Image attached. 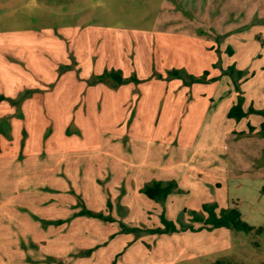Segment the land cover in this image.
<instances>
[{
    "label": "rangeland",
    "instance_id": "1",
    "mask_svg": "<svg viewBox=\"0 0 264 264\" xmlns=\"http://www.w3.org/2000/svg\"><path fill=\"white\" fill-rule=\"evenodd\" d=\"M244 7L248 17L253 16L248 23ZM263 15L264 0H0L2 93L34 79L32 65L42 71L51 67L52 77L45 82L52 87L55 75L69 68H102L103 64H96V60L106 53L123 59L129 53L147 50L146 40L159 38L162 75L158 99L168 107L172 96L165 86L179 85L194 91L187 96L191 101L187 107L173 110L172 118L164 117L167 112L158 108L156 146L158 153L166 156L157 164L164 160V165L172 166V177L180 180L181 186L170 182L177 184L179 192L167 195L163 202L138 204L131 214L121 211L126 223L119 220L117 233L112 235L105 234L110 224L101 229L91 223L97 224L96 219L87 216L69 219L57 228L35 227V238L32 243L28 240L24 251L27 264L32 260L53 264H215L217 260L264 264V234L246 235L223 228L193 232L179 229L190 226L187 212H200L203 204H215L217 210L235 207L244 222L264 226ZM167 21L173 26L177 22L198 27L211 40L194 42L177 33L160 35L152 30ZM209 27L230 34L207 33ZM135 58L134 66L138 68L139 56ZM122 64L129 68L126 62ZM232 66L234 71L228 74ZM137 68L131 67L135 71ZM173 71L179 77H168L167 72ZM236 72L243 75L238 78ZM35 79L43 81L38 74ZM162 90L166 92L162 94ZM225 90L244 94L241 107L245 111L244 103L245 113L249 109L262 113L226 120L221 112L225 98H216V109L208 113V94L215 98ZM20 97H26V90ZM84 136L76 134L65 146L76 147V154L82 155L79 159L88 162L95 144L88 135ZM85 162L78 163V171L67 172L73 181L63 171L64 183L55 189L57 200L49 199L50 194L44 192L47 188L48 192L54 190L52 187L37 188L42 202L39 208L45 211L41 218L54 212L56 218L65 220L70 213L92 205L109 214L118 213L116 199L107 205L113 211L105 208L100 195L91 199L93 184L102 182V187L104 182L97 180L96 172L86 169L89 165ZM162 215L178 231L159 233L164 229ZM129 219H134L135 224H128ZM191 225L195 229L201 226ZM7 248L12 253L16 251L14 247Z\"/></svg>",
    "mask_w": 264,
    "mask_h": 264
},
{
    "label": "crops",
    "instance_id": "2",
    "mask_svg": "<svg viewBox=\"0 0 264 264\" xmlns=\"http://www.w3.org/2000/svg\"><path fill=\"white\" fill-rule=\"evenodd\" d=\"M262 7L261 5L259 9ZM242 10L246 16L245 22L253 20L252 15L248 17L246 7ZM171 23H160L152 30L160 35L162 32L177 33L194 42L209 39L198 27L180 23L177 25V22L173 26ZM208 29L207 33L216 31L218 34H230L224 29ZM161 39L146 40L145 51L148 52L143 50L141 53L139 50V54L129 53L130 56H124L123 59L116 58L110 52L106 53L96 60V64H103L102 68L90 66V69L77 68L76 71L69 68L62 74L55 75L57 79L52 87H48L49 84L45 82L52 77L51 67L46 66L47 69L42 71L32 65L35 78L38 74L44 82L33 76L34 79L23 85H14L11 91L0 92V264H27L28 256L24 251L28 240L32 243L35 238V227L57 228L69 219L78 218L73 215V211L65 220L56 218L54 212L48 218H41L40 215L45 214V211L39 208L42 202H39L37 193L40 185H47L54 190L48 192L47 188L44 190L45 194H50L49 199H56L55 189H60L64 183L63 171L68 176L67 172L78 171L79 162H85L79 159L82 155L76 154V147L69 145L70 148L66 149L65 146L76 134L79 137L88 135L93 140L95 148L91 149L92 158L84 164L89 165L86 169L90 173L96 172L97 180L104 182L102 187V182L93 184L91 199L100 195L106 209H110L107 205L112 204L111 199H116L115 210L118 213L109 214L102 208H93V205L85 207L108 218L96 219L97 224L91 222L101 229L105 224H110V231L105 234H116L119 220L126 223L121 211L131 214V209L138 204L153 203L139 192L144 185L154 181H175L181 186L180 180L172 177V166L164 165V160L157 164L166 156L158 153L156 146L157 124L160 120L158 108L161 112L168 113L164 117L171 116L173 110L179 111V106L181 109L187 107L191 102L187 96L194 91L189 90V87L180 88L179 85L172 88L165 86L172 96L167 102L168 107L164 106L162 99H158L159 76L162 75ZM207 48L211 49L209 46ZM137 56L140 62L138 68L134 66ZM223 59L224 57L220 60ZM123 62L129 68H124ZM225 65L228 66L227 63ZM132 66L137 71L131 69ZM110 71L119 73L123 83L115 85L109 78L98 81L100 75ZM245 71L249 73L248 70ZM254 74L253 72V77ZM25 90L26 97H20V93ZM161 93L164 94L163 90ZM239 95L244 96L242 92L229 93L227 90L215 98L208 94V113L216 109V98H225L221 112L226 118L228 110L235 103L234 98ZM243 109L247 110L244 103ZM252 159L256 161L257 158ZM59 221L63 223L56 224ZM128 224L134 225V219H129ZM7 247H14L16 251L12 253ZM30 263L53 264L35 260Z\"/></svg>",
    "mask_w": 264,
    "mask_h": 264
},
{
    "label": "trees",
    "instance_id": "3",
    "mask_svg": "<svg viewBox=\"0 0 264 264\" xmlns=\"http://www.w3.org/2000/svg\"><path fill=\"white\" fill-rule=\"evenodd\" d=\"M234 71V67H230L227 69L228 74H232ZM231 72V73H230ZM168 75L171 78L179 77V73L176 71L168 72ZM238 78L243 75L242 72H236ZM106 78H109L115 83V85H120L123 83V80L120 78V74L116 71L105 72L103 75H100L97 79L98 81H103ZM237 92V90H236ZM242 96H238L236 99V103L232 105V107L228 110L226 118L227 119H235L240 120L241 118L247 116L248 114H261V111H255L253 109H249L248 113L242 110ZM177 184L175 182H160L154 181L152 183H148L144 185L140 189V193L146 196L149 200L154 202H163L166 199L167 195H170L174 192H179L177 189ZM264 192V188H263ZM217 206L215 204L205 205L203 204L200 208V212H187L189 216V223L190 226H180V230H188V231H196L200 229H204V231H209L213 229H228L235 232H241L242 234L250 235H263L264 234V226H251L248 223L244 222L241 218L240 212L233 208L227 209H216ZM184 213L186 211H183ZM75 217H92L93 219L99 220H108V218L104 217L101 213H93L90 210L82 209L76 214ZM161 222L164 224L163 230H158L159 233H172L178 231V228L172 223L167 221L163 215L161 216ZM62 221L56 222V224H61ZM199 223L201 226L198 228H193L191 224ZM151 233V231H148ZM215 264H238V263H231V262H223L222 260H217Z\"/></svg>",
    "mask_w": 264,
    "mask_h": 264
}]
</instances>
